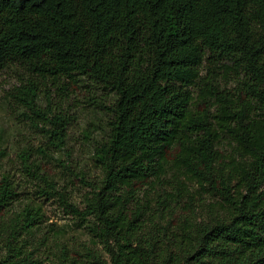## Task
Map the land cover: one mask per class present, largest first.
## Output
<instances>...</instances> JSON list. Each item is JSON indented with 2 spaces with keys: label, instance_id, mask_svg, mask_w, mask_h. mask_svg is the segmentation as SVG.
Listing matches in <instances>:
<instances>
[{
  "label": "trees",
  "instance_id": "16d2710c",
  "mask_svg": "<svg viewBox=\"0 0 264 264\" xmlns=\"http://www.w3.org/2000/svg\"><path fill=\"white\" fill-rule=\"evenodd\" d=\"M8 73L5 102L57 152L69 89L112 99L84 208L48 149L17 154L96 243L57 264H264V0H0V87ZM19 186L0 174V264H50L23 238L40 206L8 215Z\"/></svg>",
  "mask_w": 264,
  "mask_h": 264
},
{
  "label": "rangeland",
  "instance_id": "374dc122",
  "mask_svg": "<svg viewBox=\"0 0 264 264\" xmlns=\"http://www.w3.org/2000/svg\"><path fill=\"white\" fill-rule=\"evenodd\" d=\"M16 83V76L8 73L3 76L0 87V174L9 173L20 185L19 201L8 215L22 211L27 205L40 206L42 223L39 228L24 234L25 246L27 252H32L47 263L57 264L59 251L64 245L73 252L96 243L87 224L65 210L57 198H41L36 194L33 182L21 172L17 154L29 148L34 151L39 147L48 149L61 161L52 162L51 165L59 187L69 193L75 204L84 208L83 197L89 188L81 177L86 176L91 180L101 177L94 167L93 149L106 126L107 111L104 105H109L112 99L106 95L107 91L95 89L88 83L69 89L64 103V109L71 119L67 149L57 152L49 148L42 131L33 127L19 110L5 102L3 95ZM50 92L54 100L61 96L57 88ZM41 104L45 105L43 99Z\"/></svg>",
  "mask_w": 264,
  "mask_h": 264
}]
</instances>
